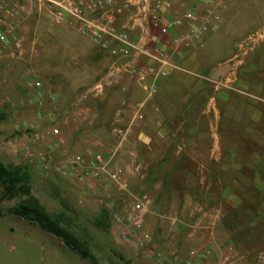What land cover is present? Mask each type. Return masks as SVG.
I'll list each match as a JSON object with an SVG mask.
<instances>
[{
    "label": "crops",
    "instance_id": "0c3cea01",
    "mask_svg": "<svg viewBox=\"0 0 264 264\" xmlns=\"http://www.w3.org/2000/svg\"><path fill=\"white\" fill-rule=\"evenodd\" d=\"M182 5L183 0H169L170 16L182 18ZM195 6L201 17L207 14V3ZM126 16L125 12L121 20L125 22ZM222 18L217 30L181 48L175 59L179 68L157 82L151 98L131 75L123 73L99 96L82 99L83 93L78 95L62 115L69 113L76 122L77 153L91 158L97 152L108 157L115 151L109 170L120 168L125 186L130 187L137 175L145 178V184L150 179L153 195H142L149 196L151 212L162 203L172 204L168 217L175 224L168 236L174 240H168L172 252L181 251L182 242L184 252L207 253L211 264L223 263L226 255L233 264H252L249 257L264 251L254 252L256 245H252L264 225V108L256 103L264 104V35L244 56L241 51L251 36L264 31V0H229ZM184 29L183 24L161 34L159 27L152 28L158 42L146 44L171 51L172 38ZM87 42L73 36L68 44L76 50ZM218 80L229 82L230 87L215 86ZM140 107L142 118L132 122ZM130 123L131 133L120 141ZM89 139L96 143L90 144ZM118 145V150L111 149ZM251 183L256 195H241V186ZM84 185L80 188L88 189L93 201L107 192L117 198L121 188L104 177ZM210 187L217 192L210 193ZM157 231L156 226L150 232L149 246ZM149 246L137 249L140 264H149Z\"/></svg>",
    "mask_w": 264,
    "mask_h": 264
},
{
    "label": "rangeland",
    "instance_id": "374dc122",
    "mask_svg": "<svg viewBox=\"0 0 264 264\" xmlns=\"http://www.w3.org/2000/svg\"><path fill=\"white\" fill-rule=\"evenodd\" d=\"M20 4L24 8L18 32L22 41L13 56H0V162L5 166L21 165L28 170L31 194L52 219L72 233L89 256L81 258L59 238L9 214L8 210L22 199L18 197L0 201V264H140L136 259L140 248L127 235L121 236L119 229L123 227L114 221L113 215L125 218L129 206L138 197L144 193L153 195V191L149 193L150 179L145 184V178L137 175L130 187L120 188L117 198L107 192L94 202V197L87 194L88 189L80 188L91 180L80 183L74 177H63L53 169L44 170L37 159V155L42 153L51 163H61L66 157L80 154L77 153V135L73 134L76 122L69 118V113L64 116L62 113L70 110L78 95L103 77L109 60L88 42L76 50L71 49L68 42L73 36H79L75 31L66 24H56L48 11L38 9L33 1L20 0ZM78 65L81 66L79 69ZM9 88H20L23 92L17 94ZM47 90L54 95V100L44 101L39 106L37 99ZM256 103L264 108L261 101ZM66 116L68 119H63ZM52 129H57L58 134L52 135ZM89 143L96 141L89 139ZM114 147L118 150L119 145L111 149ZM103 177L108 180L105 175L99 179ZM240 190L245 197L256 195L252 183L250 186L242 185ZM208 191L217 192V189L210 187ZM170 205L162 203L152 208L153 216L151 210L146 215L147 231L153 232L156 226L159 227L156 236L153 235L152 246L148 245L149 264H165L158 261L157 253L178 261L205 260L211 264L207 253L184 252L182 242L181 251L172 252L173 249L169 248L168 240H174L168 236L174 233L172 229L175 226L168 218L172 214L169 213L171 208L174 209ZM256 232L254 244L251 242L256 245L254 252L264 249V225ZM259 254L255 256L253 253L252 259L249 257L248 260L252 264H261L264 251L261 259Z\"/></svg>",
    "mask_w": 264,
    "mask_h": 264
},
{
    "label": "built area",
    "instance_id": "2783aa9c",
    "mask_svg": "<svg viewBox=\"0 0 264 264\" xmlns=\"http://www.w3.org/2000/svg\"><path fill=\"white\" fill-rule=\"evenodd\" d=\"M36 3L38 9H46L56 24H67L81 38L88 40L100 51L106 53L110 59L105 75L96 81L82 95V99L99 96L104 88L116 76L128 73L146 91L147 98L156 93L157 82L168 76L172 70L178 69L176 57L181 55V48L186 44H195L202 34L217 30L223 22V11L229 0H183L182 18L170 16L167 6L169 0H28ZM208 4L207 14L201 17L195 4ZM24 11L20 0H0V56H13L15 48L20 46L19 37L20 15ZM127 13L125 22L121 20ZM185 25V29L172 38V50L168 51L159 46L153 49L146 44L147 40L158 42L152 34V28L159 27L161 34H166L172 27ZM138 30V33L135 31ZM264 31L251 36L241 54H246L256 43ZM215 86L230 87L229 82L214 81ZM40 94L37 104L42 106L44 101L51 102L54 95L46 91ZM140 108L136 110L132 122L142 118ZM131 123L122 135V141L131 133ZM52 135L58 134L57 129L51 130ZM105 157L100 153L86 159L81 154L66 157L61 163H51L42 153L37 159L44 170L53 169L63 177H74L80 183L91 179H99L102 175L124 188L122 170H109L112 157ZM150 200L146 195L138 197L122 215L114 214V221L123 227L122 233L130 237L139 248L149 245L152 235L145 229V218L149 210ZM158 261L165 264H208L205 260L178 261L175 258H165L156 254ZM205 258V255H203ZM262 258V253L258 255ZM220 264H233L229 256Z\"/></svg>",
    "mask_w": 264,
    "mask_h": 264
},
{
    "label": "trees",
    "instance_id": "16d2710c",
    "mask_svg": "<svg viewBox=\"0 0 264 264\" xmlns=\"http://www.w3.org/2000/svg\"><path fill=\"white\" fill-rule=\"evenodd\" d=\"M22 197L8 213L35 224L39 229L59 238L70 250L85 259L88 251L57 220L52 219L37 198L31 194L30 174L21 165L5 166L0 162V201Z\"/></svg>",
    "mask_w": 264,
    "mask_h": 264
}]
</instances>
